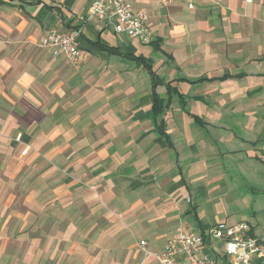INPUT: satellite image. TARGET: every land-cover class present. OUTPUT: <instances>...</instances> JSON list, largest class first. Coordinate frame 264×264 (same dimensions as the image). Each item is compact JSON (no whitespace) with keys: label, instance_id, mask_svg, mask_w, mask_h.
Segmentation results:
<instances>
[{"label":"crops","instance_id":"obj_1","mask_svg":"<svg viewBox=\"0 0 264 264\" xmlns=\"http://www.w3.org/2000/svg\"><path fill=\"white\" fill-rule=\"evenodd\" d=\"M90 3L0 0V264H155L264 190V0H138L149 44ZM75 27L78 66L41 45Z\"/></svg>","mask_w":264,"mask_h":264},{"label":"built area","instance_id":"obj_2","mask_svg":"<svg viewBox=\"0 0 264 264\" xmlns=\"http://www.w3.org/2000/svg\"><path fill=\"white\" fill-rule=\"evenodd\" d=\"M138 0H91L89 17L112 25L117 33H126L143 43L155 38L149 14L136 8ZM168 5L173 0H157ZM252 2L253 0H247ZM192 7V4H190ZM80 28L50 29L41 41L55 58L64 57L78 66L86 59L79 46ZM28 147L22 151L26 155ZM140 250L151 255L156 264H264V228L255 232L246 221L218 222L207 235L179 230L169 238L165 249L151 251L146 240H140Z\"/></svg>","mask_w":264,"mask_h":264},{"label":"rangeland","instance_id":"obj_3","mask_svg":"<svg viewBox=\"0 0 264 264\" xmlns=\"http://www.w3.org/2000/svg\"><path fill=\"white\" fill-rule=\"evenodd\" d=\"M233 179L232 186L225 188L222 198V203L227 212L225 220L237 222L246 219L257 232L261 233L264 228V190L251 188L253 183H248L243 174L236 173ZM258 184L264 185L263 182H258ZM154 263L156 264L155 260Z\"/></svg>","mask_w":264,"mask_h":264},{"label":"trees","instance_id":"obj_4","mask_svg":"<svg viewBox=\"0 0 264 264\" xmlns=\"http://www.w3.org/2000/svg\"><path fill=\"white\" fill-rule=\"evenodd\" d=\"M152 76H153L154 82L157 83L158 79L155 77V75L153 73H152ZM156 101H157V96H156ZM256 264H262L261 259L258 260Z\"/></svg>","mask_w":264,"mask_h":264}]
</instances>
